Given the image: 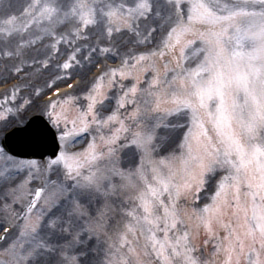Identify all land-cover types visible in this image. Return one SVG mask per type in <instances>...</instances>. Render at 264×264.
<instances>
[{
    "label": "snow or ice",
    "instance_id": "6c2138e0",
    "mask_svg": "<svg viewBox=\"0 0 264 264\" xmlns=\"http://www.w3.org/2000/svg\"><path fill=\"white\" fill-rule=\"evenodd\" d=\"M0 84V264H264V0H0Z\"/></svg>",
    "mask_w": 264,
    "mask_h": 264
},
{
    "label": "rangeland",
    "instance_id": "374dc122",
    "mask_svg": "<svg viewBox=\"0 0 264 264\" xmlns=\"http://www.w3.org/2000/svg\"><path fill=\"white\" fill-rule=\"evenodd\" d=\"M76 76V75H75ZM59 84H62V83H59ZM41 86H42V83H41Z\"/></svg>",
    "mask_w": 264,
    "mask_h": 264
}]
</instances>
